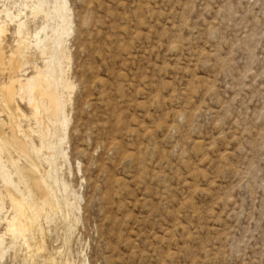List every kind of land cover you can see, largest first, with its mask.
<instances>
[{
  "label": "rangeland",
  "instance_id": "obj_1",
  "mask_svg": "<svg viewBox=\"0 0 264 264\" xmlns=\"http://www.w3.org/2000/svg\"><path fill=\"white\" fill-rule=\"evenodd\" d=\"M64 2L71 215L29 247L5 199L0 264H264V0Z\"/></svg>",
  "mask_w": 264,
  "mask_h": 264
},
{
  "label": "bare ground",
  "instance_id": "obj_2",
  "mask_svg": "<svg viewBox=\"0 0 264 264\" xmlns=\"http://www.w3.org/2000/svg\"><path fill=\"white\" fill-rule=\"evenodd\" d=\"M64 1L37 0L14 11V5L0 8V78H8L0 81V214L7 199L13 211L5 218L7 232L25 239L29 247L30 233H44L41 218L59 213L69 217L65 208L73 206L60 194V183L67 187L57 166L63 154L59 128L66 131L69 125L65 92L70 88V14ZM37 20L41 26L32 29Z\"/></svg>",
  "mask_w": 264,
  "mask_h": 264
}]
</instances>
